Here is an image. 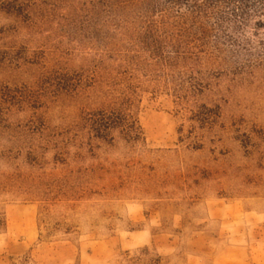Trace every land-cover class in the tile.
I'll return each mask as SVG.
<instances>
[{"label": "rangeland", "instance_id": "rangeland-1", "mask_svg": "<svg viewBox=\"0 0 264 264\" xmlns=\"http://www.w3.org/2000/svg\"><path fill=\"white\" fill-rule=\"evenodd\" d=\"M193 1L0 0V264H264V0Z\"/></svg>", "mask_w": 264, "mask_h": 264}, {"label": "trees", "instance_id": "trees-1", "mask_svg": "<svg viewBox=\"0 0 264 264\" xmlns=\"http://www.w3.org/2000/svg\"><path fill=\"white\" fill-rule=\"evenodd\" d=\"M193 3H195L197 7L202 6L198 0H194ZM146 37L148 40L150 35ZM184 58L185 57H182V59ZM200 117L201 122L206 124L209 123L208 117H205L204 115H201ZM85 119L86 126L88 127L91 133L90 135L93 138L108 141L111 139V131L115 128H119L127 140L138 142L141 139L140 126L138 125L137 121L132 119L130 114L124 111V109L110 113L101 111L98 113L89 114Z\"/></svg>", "mask_w": 264, "mask_h": 264}]
</instances>
